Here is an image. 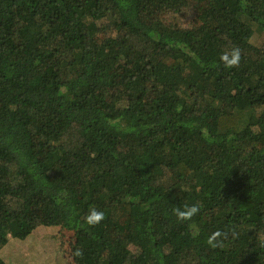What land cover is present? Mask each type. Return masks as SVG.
Returning a JSON list of instances; mask_svg holds the SVG:
<instances>
[{
  "label": "trees",
  "instance_id": "16d2710c",
  "mask_svg": "<svg viewBox=\"0 0 264 264\" xmlns=\"http://www.w3.org/2000/svg\"><path fill=\"white\" fill-rule=\"evenodd\" d=\"M42 226L74 264H264V0H0V251Z\"/></svg>",
  "mask_w": 264,
  "mask_h": 264
},
{
  "label": "rangeland",
  "instance_id": "374dc122",
  "mask_svg": "<svg viewBox=\"0 0 264 264\" xmlns=\"http://www.w3.org/2000/svg\"><path fill=\"white\" fill-rule=\"evenodd\" d=\"M164 16L166 22L184 29L199 26L197 12L190 6H185L180 13H166ZM261 43L257 37L256 44L260 46ZM74 238V232L70 230L38 227L24 241L9 237L8 244L0 251V258L5 264H74L70 251Z\"/></svg>",
  "mask_w": 264,
  "mask_h": 264
},
{
  "label": "clouds",
  "instance_id": "9594fccd",
  "mask_svg": "<svg viewBox=\"0 0 264 264\" xmlns=\"http://www.w3.org/2000/svg\"><path fill=\"white\" fill-rule=\"evenodd\" d=\"M220 61L226 69L238 67L241 61V49L238 46L232 47L230 51H226L221 55ZM173 212L178 221L185 222L191 220L192 217L199 212V207L196 205L185 206L183 209L176 208ZM104 218L105 215L102 211L92 209L85 217V223L89 227H95L99 225ZM222 237L223 233L216 231L208 238V244L213 248L218 247L222 243Z\"/></svg>",
  "mask_w": 264,
  "mask_h": 264
}]
</instances>
